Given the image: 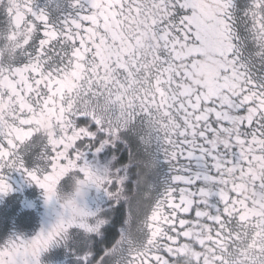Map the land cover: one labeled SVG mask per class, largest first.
Returning a JSON list of instances; mask_svg holds the SVG:
<instances>
[{"label": "snow or ice", "instance_id": "6c2138e0", "mask_svg": "<svg viewBox=\"0 0 264 264\" xmlns=\"http://www.w3.org/2000/svg\"><path fill=\"white\" fill-rule=\"evenodd\" d=\"M201 60L219 70L193 85ZM262 162L264 0H0V196L19 172L49 207L95 172L108 201L13 233L0 264L69 244L75 264H264V198L241 193Z\"/></svg>", "mask_w": 264, "mask_h": 264}, {"label": "flooded vegetation", "instance_id": "af4514ba", "mask_svg": "<svg viewBox=\"0 0 264 264\" xmlns=\"http://www.w3.org/2000/svg\"><path fill=\"white\" fill-rule=\"evenodd\" d=\"M43 5V0H38ZM241 30L243 25L240 26ZM37 151L39 149H36ZM105 157L101 156L103 161ZM9 183L13 191L0 196V242L6 240L13 233L23 234L25 238H32L42 227H47L55 219L49 207L44 204L42 190L34 184H29L19 172L9 173ZM87 207L93 211L107 208V197L103 192L94 191L85 201ZM143 219L133 220L131 233L133 238L139 235L138 228ZM119 225H117V230ZM41 264H75L72 246L53 245L41 254Z\"/></svg>", "mask_w": 264, "mask_h": 264}, {"label": "clouds", "instance_id": "9594fccd", "mask_svg": "<svg viewBox=\"0 0 264 264\" xmlns=\"http://www.w3.org/2000/svg\"><path fill=\"white\" fill-rule=\"evenodd\" d=\"M14 57V51L9 50L7 53V59L10 61ZM218 70V65L215 63L201 60L200 65L191 77L193 85L210 84L214 80ZM253 174L258 178H264V162L255 166ZM100 182L101 180L95 172H93L91 176L83 179L72 175L66 186H61L56 189L49 209L53 214L59 211L67 213L69 218H76L79 209L92 193L96 191ZM241 193L249 198H264V193L260 192L258 189H253L247 184L241 187Z\"/></svg>", "mask_w": 264, "mask_h": 264}]
</instances>
